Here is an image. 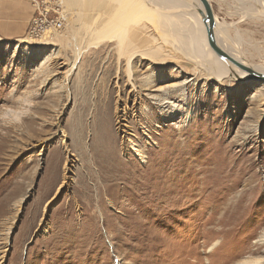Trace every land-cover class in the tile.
Instances as JSON below:
<instances>
[{
    "label": "rangeland",
    "instance_id": "rangeland-1",
    "mask_svg": "<svg viewBox=\"0 0 264 264\" xmlns=\"http://www.w3.org/2000/svg\"><path fill=\"white\" fill-rule=\"evenodd\" d=\"M63 1L0 0V264H264V82L218 79L147 18L162 49L128 76ZM209 3L264 68L259 2Z\"/></svg>",
    "mask_w": 264,
    "mask_h": 264
},
{
    "label": "bare ground",
    "instance_id": "bare-ground-1",
    "mask_svg": "<svg viewBox=\"0 0 264 264\" xmlns=\"http://www.w3.org/2000/svg\"><path fill=\"white\" fill-rule=\"evenodd\" d=\"M75 1L65 0L61 2L62 8L73 5ZM190 1L192 4H187L183 0H81L83 9L79 11L77 21L80 22L79 27L87 28V31L92 23L97 22L98 25L93 26V30L91 29V32H96V35L100 34L98 37H94L95 41L101 38H111L112 35L116 37L117 53L118 56H123L126 60L128 76H131L130 63L134 58L142 55L145 58L156 59L158 58L157 51L162 49V46L160 47L154 38L142 35L143 27L140 26L142 23L140 21L147 18L154 21V24L160 28L159 33L163 38H170L174 41L178 45L175 47L184 49L183 54L193 57L196 63L202 65L209 59L213 60L211 62H214L216 75L218 79H221V75L231 71V69H228L225 64L217 59L208 45L205 28L199 14V11L203 10L200 2L198 0ZM207 1L209 2V0ZM257 1L264 10V0ZM244 5L243 7L246 8L247 6ZM215 37L221 48L234 59L230 44L223 42V33L219 32L216 27ZM149 43L152 45H148ZM169 43L173 44L171 41ZM77 51L80 56L82 52L80 49ZM185 51L187 53H184ZM241 64L247 65L245 62ZM231 68L237 74V80L246 76L235 67L231 66ZM251 69L256 73L264 71L261 70L264 69L262 66H254ZM230 74L234 76L233 73ZM257 262V260H246L242 264H255Z\"/></svg>",
    "mask_w": 264,
    "mask_h": 264
},
{
    "label": "water",
    "instance_id": "water-1",
    "mask_svg": "<svg viewBox=\"0 0 264 264\" xmlns=\"http://www.w3.org/2000/svg\"><path fill=\"white\" fill-rule=\"evenodd\" d=\"M203 8V10L199 11L202 23L205 28L206 37L208 45L213 52V54L217 57L219 61H221L223 64L227 66L228 69H231V73L234 74V77L238 79L237 74L232 71L231 66L235 67L239 71L246 74L245 77L242 79H239L242 82H264V73L261 72H255L251 67L248 65H243L233 59L226 51H224L221 46L218 44L216 37H215V20L213 17V9L211 4L207 0H198Z\"/></svg>",
    "mask_w": 264,
    "mask_h": 264
},
{
    "label": "crops",
    "instance_id": "crops-1",
    "mask_svg": "<svg viewBox=\"0 0 264 264\" xmlns=\"http://www.w3.org/2000/svg\"><path fill=\"white\" fill-rule=\"evenodd\" d=\"M244 5V4H243ZM245 6V5H244ZM243 7V6H242ZM244 8V7H243ZM257 11H259L260 12V14H261V12H262V17L264 18V10H263V8H262V6L260 5L259 7H256L255 8ZM259 17H261V16H259Z\"/></svg>",
    "mask_w": 264,
    "mask_h": 264
},
{
    "label": "built area",
    "instance_id": "built-area-1",
    "mask_svg": "<svg viewBox=\"0 0 264 264\" xmlns=\"http://www.w3.org/2000/svg\"><path fill=\"white\" fill-rule=\"evenodd\" d=\"M35 22H36V21H35ZM40 22H41V24L43 25V28L40 27V30L43 31V32H45V31H44L45 25H44V23H43L41 20H40Z\"/></svg>",
    "mask_w": 264,
    "mask_h": 264
}]
</instances>
